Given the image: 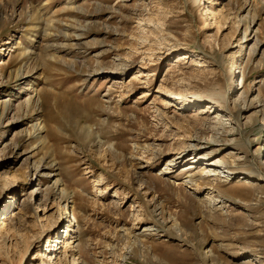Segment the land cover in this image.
Returning a JSON list of instances; mask_svg holds the SVG:
<instances>
[{
	"label": "rangeland",
	"instance_id": "obj_1",
	"mask_svg": "<svg viewBox=\"0 0 264 264\" xmlns=\"http://www.w3.org/2000/svg\"><path fill=\"white\" fill-rule=\"evenodd\" d=\"M248 1L0 0V100L17 105L0 112V264H264V180L192 181L183 169L194 156L177 164L234 129L243 98L264 99L263 57L237 46L253 18L264 40V0ZM41 21H54L53 36L37 34ZM79 27L87 35L74 40ZM97 61L111 73L88 81ZM32 68L59 106L43 112L52 139L26 158L38 142L23 135L32 122L11 120L33 83L10 82ZM211 99L229 111H212ZM241 112L242 132L228 138L256 159L243 139L262 134L253 125L262 113ZM43 156L60 163L70 224L51 182L34 175Z\"/></svg>",
	"mask_w": 264,
	"mask_h": 264
},
{
	"label": "bare ground",
	"instance_id": "obj_2",
	"mask_svg": "<svg viewBox=\"0 0 264 264\" xmlns=\"http://www.w3.org/2000/svg\"><path fill=\"white\" fill-rule=\"evenodd\" d=\"M250 13H252L251 5L250 3L246 2L245 6L239 10L238 16L241 17L242 19V18L248 17ZM256 22H257V19L253 18L251 25L246 28L245 33H243V35L241 36L239 40L240 43L237 44V46L240 47L241 51H244L245 48L249 47V50L251 51L253 58H256L259 56V57H263L264 59L263 51L261 50L264 40H260L257 37L258 30L254 28V26L256 25ZM89 23L90 22H88L87 24ZM53 25H54V21H47V22L41 21V25L37 26L36 28L38 32L37 34H39L41 38H44L47 36H53L54 32L50 30L51 26ZM66 26L68 27L69 25H66ZM79 30L80 32L71 34V36L67 32H64V31L61 32V35H65V36L69 35L70 37H73L74 40H79V39L84 38L87 35L86 34L87 27L80 28ZM84 30L86 31L84 32ZM82 43L86 45L88 44V41L81 42L79 43V45ZM102 46H104L103 43H102ZM89 47H90V44H89ZM263 59L261 60L262 63H264ZM39 70L40 68L39 69L32 68L31 71H24L23 69L18 70L15 80L13 79L14 81L10 82V84L16 82L17 83L16 85H21L22 83L28 80L30 84L31 82L33 83V85L31 84L32 86L30 88H27L28 92L25 93L27 94L25 100L19 102V103L23 102V104L25 105V108L23 107L24 106L23 105L22 106L23 108L21 107V109H19V114L17 113L13 115L12 117L13 119L11 120V123L14 125H19L22 123L26 124L28 122H32L30 126H32L33 128V133L28 134L25 132V134L23 135L26 138V140L30 138H36L38 142L37 144L32 146L29 150H26L21 154V156L25 155L26 158L34 157L37 150H39V146H41L42 144L46 145L47 141L52 139L53 133L51 131L49 122L51 119L54 120V118L45 117L43 112L45 110L54 109L55 107L57 108L59 106V102H58L59 96L56 93L47 91L46 89L41 90L35 85V82L33 80L41 79L40 74H38L37 77H33L35 74L39 72ZM110 73L111 72L106 71L105 68L101 66H99V70H98V61H97L96 68L91 69L90 73H88V77H89L88 81L92 79H97L98 77H101L102 75H106V74L108 75ZM245 79H246V76L243 75L241 84L239 85V87L243 88L244 86L243 83ZM48 95H52V96L54 95L53 96L55 99L54 104L48 101ZM242 100H243L242 101L243 106L240 108V111H238L237 115H234V123L236 126L234 129L230 131H228L227 129V130H224V132L216 131L215 134L213 135L214 137L207 139V141H203V142L208 143L206 145L209 147V150H206L202 153L201 149L205 148V146L198 145V144L193 145L191 146L190 150H188L189 153H186L183 159H181L180 162L177 163V164H180L186 161L184 159H186L190 154L194 156L193 158L189 157V159H187L190 161L188 162L189 165L185 166L184 167L185 169H183V170H186V169L192 168L190 170L191 172L187 176V177H190L192 181L198 177V179L201 178V180L209 179L210 181L212 180V181H219L221 183L222 182L225 183L228 179L237 178L240 176L254 178L256 180H264V173L261 170L262 168L260 169V167L262 166V163L260 162L261 160L260 156L263 153L262 148H263V143H264V99L256 95L253 99L243 98ZM14 101L15 99L13 97H9V94H7V97L5 96L4 98H1L0 112H1L2 118L4 117L7 118V116L13 111V109L17 107V105L14 104ZM207 103L211 104L210 108L213 109L212 111H219V112H225V113L229 111V108L227 107V105L219 104V102H217L216 100L211 99L210 101H207ZM210 110L207 111L209 114L212 113ZM241 110H244L246 112L247 111L249 112L250 110H252L253 111L252 114L262 113L260 115V118L256 119L253 122L254 126L260 125V130H262V134L254 138H250L248 136V137H245V139H243L244 141L243 143L245 144V147L248 151L251 145H255V144L257 145V148L253 152L256 159L255 158L252 160L248 159L246 152L245 151L243 152V150L239 148L240 144L236 142L234 138H231V139L228 138L229 135H234L236 133L242 132L241 120L243 118H246V116L242 117L243 112H241ZM84 114L81 117L87 118L88 114L87 115H84ZM52 117H54V115H52ZM219 123L224 124L223 122H219ZM23 131H26V129H24ZM80 137L81 136L79 135V138ZM200 142H202V140ZM240 152H243L244 157H242V155L241 156L238 155V153ZM54 158H50V156L40 157L38 160L33 161L32 167L35 171L34 175H36L37 177L41 176L45 178L48 182H51L48 186H46V188H52L55 194L59 196V199L63 203H65L64 212L62 213V220L63 222L67 221V223L70 224L73 221V218H71V215H70V202H73V200L71 201L73 196L71 195V193L67 192L66 187H65L66 186L65 176L62 173L60 163L58 162V160ZM173 161L175 160L171 159L170 161H168L166 168L163 170V173L165 174L169 173L170 172L169 167L172 168L173 165H177V164H174ZM44 170H49V171L48 173L41 174V172ZM10 189H13V188H10ZM41 192H42V187L39 184V188H37L36 193H38V195H41ZM42 196L43 198L45 197L44 200L47 199L45 195H42ZM213 202H216V201H213ZM212 204L215 205V203H212ZM69 224L67 225V228L69 227Z\"/></svg>",
	"mask_w": 264,
	"mask_h": 264
}]
</instances>
